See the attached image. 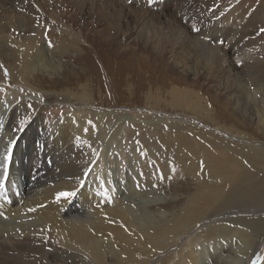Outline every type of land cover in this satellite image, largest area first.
<instances>
[{
  "label": "rangeland",
  "instance_id": "obj_1",
  "mask_svg": "<svg viewBox=\"0 0 264 264\" xmlns=\"http://www.w3.org/2000/svg\"><path fill=\"white\" fill-rule=\"evenodd\" d=\"M4 1L6 7L7 2H15L13 8H18L16 2L20 1L31 4L29 0ZM127 1L125 4L133 5V9L118 7V11H98L91 2L86 3L83 11L73 9L70 3L65 11L18 8L17 12L29 18L31 27L39 26L38 37L29 31L15 33L13 27L7 26L2 34L4 22L0 20V27L3 26L0 36L13 39L6 45L13 53L8 54L0 43V125L6 107L14 106L11 132H6L4 123L0 126V164L4 161L10 134L19 131L20 136L31 142V135L25 133L34 124L40 131L38 157L42 162L34 179L47 185L54 184L48 182L50 174L57 180L63 181L62 175L69 180L79 166L68 168L70 160L67 153L64 156L61 153L62 143L54 145L53 141L59 133L61 119L86 118L91 123V139L86 144L91 146L92 154H97L91 174L101 185L100 193L107 194L111 204H118L136 216L137 227L145 228L153 222H170L194 207L197 175L203 173L200 155L221 151L218 142L230 140L226 134L239 139L231 141L234 145L253 146L254 143L264 147V124L258 125L249 113L232 104L223 86H218L221 82H214L215 77H210L209 71L202 69L196 73L206 62L200 52H197L199 60L195 61L190 60L191 56L180 54L182 49H189L176 34L182 31L194 41L204 42L218 55L225 54L233 64L231 71H225L227 77L230 74L229 86L234 88L238 83L234 76H248L252 79L253 102L250 103L264 108V0ZM51 5L55 6L53 2ZM58 12L61 20L66 21L63 23L72 25L77 35L66 34L51 22ZM32 37L38 38L37 48H47L46 57L60 61L61 66L67 64L66 68L61 67L48 76L36 65L33 73L29 71L21 78L22 55L17 44ZM157 39L160 45L155 47ZM186 44L192 43L187 40ZM193 47L197 50V46ZM14 63L17 69L13 75L8 66ZM178 96H187L199 110L195 106H189V110L176 106ZM66 99L73 102L68 103ZM202 111H209L211 117L202 115ZM240 132L246 135H239ZM70 201L65 212L75 199ZM72 210L87 212L81 206ZM218 216L191 226L179 238L180 246H173L146 264H160L165 260L174 264L171 257L175 250L193 241L200 232L216 226L214 222L222 219ZM228 233L207 239L210 244H206L205 238H198L189 245L194 247L200 264H214L209 256L214 257L212 242L223 244L222 251L244 249V264H254L257 258H264V235L256 238L254 233V238L245 242L239 233ZM260 264H264V259Z\"/></svg>",
  "mask_w": 264,
  "mask_h": 264
},
{
  "label": "bare ground",
  "instance_id": "obj_2",
  "mask_svg": "<svg viewBox=\"0 0 264 264\" xmlns=\"http://www.w3.org/2000/svg\"><path fill=\"white\" fill-rule=\"evenodd\" d=\"M0 1V10H2L3 16L0 20L4 22L3 29H0L2 34L7 26L8 29L13 27L15 33L29 31L35 36L39 35V26L31 27L29 18L25 14L17 12L20 11L18 8L21 11L26 9L27 11H65V6L70 3L73 9L83 11L86 3L91 2L90 5L98 11H118V7L133 9V5L125 4V0L115 2L110 0H29L31 4L27 1L16 2L18 8H13L15 2L12 4L7 2L9 6L6 7V1ZM51 2L55 6H52ZM55 15L54 20L51 21L53 24L64 29L66 34L77 35V32L73 31L72 25L63 23L66 21L61 20L60 12ZM62 16L64 15L62 14ZM176 34L177 38L183 41L181 44L186 45L189 49V51L182 49L180 54L191 56L190 60L195 61L199 60L200 56L197 52H200L201 59L206 62L200 69H197L196 73H200L199 70L202 71V69L209 71L207 73H211L210 77H215L214 82H221L218 86H223L224 94L228 95V100L238 109L249 113L258 125L262 124L263 126L264 108L250 103L253 102L250 88L252 79L250 80L248 76L246 78L234 76L233 78L231 75V78L238 83L235 82L234 88L230 87V74L228 73L229 77H227L225 71H231L233 64L225 58V54L218 55L214 50L207 48L204 42H196L189 36H185L187 34L182 31H178ZM37 37H32L25 42L19 41L18 44L15 42L21 49V78L28 75L29 71L32 72L36 65L41 67L42 74L46 73L48 76L60 71L61 67L66 68L67 64L61 66L60 61L45 56L47 48H37ZM159 39H157L158 43L153 44L155 47L157 44L160 45ZM12 40L6 36H0V43L8 54L13 53L6 46ZM187 40L192 44H186ZM178 45L180 46V44ZM194 45L197 46V50L193 47ZM172 50H175V46L172 47ZM67 52L68 50H66ZM16 60L20 61L17 58ZM220 61H223L221 65ZM8 68L14 75L17 64L14 63ZM188 100L187 96L185 98L178 96L175 97L174 104L181 108L188 109L189 106H195L198 109L194 102L190 103ZM66 101L73 102L72 99L71 101L66 99ZM13 108L11 105L6 107L3 114L2 124L4 123L3 127H6L7 133L11 132L10 120L13 118L11 117V114L14 113ZM203 113L211 117L209 111H202L201 114L203 115ZM36 121L35 119L34 122ZM35 126L34 124L28 126L25 133L26 136L31 135V142H27L24 135L20 136L19 131L10 134L4 161L0 164V264H146L154 261L173 246L176 247L179 238L191 226L201 224L218 214V217H222V219L214 222L216 226L208 231L200 232L193 241L191 240L188 244L176 249L175 254L171 257L172 263L200 264L194 247H189L198 238L209 240L217 235L237 232L247 242L254 238V233L258 236L256 238L264 235V147H257L254 143H252L253 146L234 145L231 141L238 138L226 134L230 140L225 143L218 142L221 151L215 154L200 155L203 157L201 161L203 173L200 172L197 175L199 182L197 194L194 197V207L191 210L183 211L181 215L171 219L170 222H153L152 225H148L149 227L139 228L136 226V216L118 204H111L109 196L100 193V183L92 177L91 171L97 154H92L91 146L88 147L86 144V141L91 139V123L86 118L61 119L58 125L59 133L56 134L57 138L53 141L54 145L62 143L61 153L64 152L63 156L67 153L70 160L67 167L78 165L79 169L73 171L69 180L64 175H62L63 181L57 180L50 174L49 180H47L54 183L51 184L52 186L45 184L46 182H40L39 179H34L42 163L38 157L41 151V143L37 141L40 131ZM241 134L246 135L245 132H240L239 135ZM61 165H65V162H62ZM36 169L37 171L34 172ZM89 175H91L90 178ZM65 192H74L75 195L60 196V193ZM17 193L19 196L16 198ZM72 199H75L74 204L65 212ZM79 206L87 212L72 210ZM208 240L206 244H210ZM212 244L215 246L214 257L209 256L214 264H244V249L234 248L222 251L223 244H219V242H212ZM160 264H168V261H162Z\"/></svg>",
  "mask_w": 264,
  "mask_h": 264
},
{
  "label": "snow or ice",
  "instance_id": "obj_3",
  "mask_svg": "<svg viewBox=\"0 0 264 264\" xmlns=\"http://www.w3.org/2000/svg\"><path fill=\"white\" fill-rule=\"evenodd\" d=\"M262 31H264V29H262ZM5 75H7V73H5ZM23 121L21 122V125H23ZM75 193L74 192H65V193H60V196H63V197H70V196H74ZM261 259H264V258H257L256 261H254V264H260V261Z\"/></svg>",
  "mask_w": 264,
  "mask_h": 264
}]
</instances>
